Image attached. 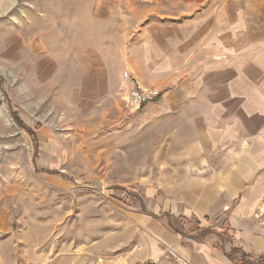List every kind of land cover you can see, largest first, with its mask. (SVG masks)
Segmentation results:
<instances>
[{
	"label": "rangeland",
	"instance_id": "374dc122",
	"mask_svg": "<svg viewBox=\"0 0 264 264\" xmlns=\"http://www.w3.org/2000/svg\"><path fill=\"white\" fill-rule=\"evenodd\" d=\"M161 1L0 0V264H117L145 191L178 180L126 100L131 11ZM240 194L229 251L242 203L238 227L264 236V166Z\"/></svg>",
	"mask_w": 264,
	"mask_h": 264
},
{
	"label": "crops",
	"instance_id": "0c3cea01",
	"mask_svg": "<svg viewBox=\"0 0 264 264\" xmlns=\"http://www.w3.org/2000/svg\"><path fill=\"white\" fill-rule=\"evenodd\" d=\"M163 3L131 11L136 26L126 72L143 88L163 91L142 108L140 132L156 146L173 147L161 161L181 164L162 175L178 180L147 189L142 207L116 233L133 234L118 246L117 264H234L216 248L229 251L218 235L200 241L195 233L178 234L164 215L197 219L221 233L227 199L234 201L264 166V0ZM246 204L232 213L231 246L264 256V236L238 227ZM120 236L107 242L120 245Z\"/></svg>",
	"mask_w": 264,
	"mask_h": 264
},
{
	"label": "trees",
	"instance_id": "16d2710c",
	"mask_svg": "<svg viewBox=\"0 0 264 264\" xmlns=\"http://www.w3.org/2000/svg\"><path fill=\"white\" fill-rule=\"evenodd\" d=\"M40 128L41 126L38 125L36 129L38 130ZM164 218L170 229H172L174 232L178 234H183V235L186 232L185 228L189 225V223H191V219H188L186 217H174L167 214L164 215ZM194 223H195L196 231L198 232L194 236L195 239L201 241L204 240L209 235L216 234L220 236L222 240L224 239L226 241V238H223L225 237L224 234L218 233L217 231H213L212 229L202 228L201 223L198 220H196ZM216 248L222 253H224V255L234 264H264V256L253 257L250 254L244 252L241 248L232 247L230 251H227L224 246H217Z\"/></svg>",
	"mask_w": 264,
	"mask_h": 264
},
{
	"label": "built area",
	"instance_id": "2783aa9c",
	"mask_svg": "<svg viewBox=\"0 0 264 264\" xmlns=\"http://www.w3.org/2000/svg\"><path fill=\"white\" fill-rule=\"evenodd\" d=\"M125 80L127 82V103L135 109H141L148 103L159 100L163 91L159 89H145L130 73H125ZM135 264H152L148 261H140ZM180 264H186L180 262Z\"/></svg>",
	"mask_w": 264,
	"mask_h": 264
}]
</instances>
